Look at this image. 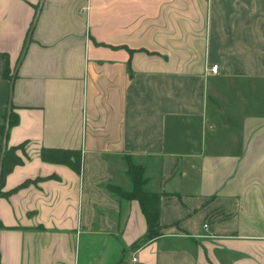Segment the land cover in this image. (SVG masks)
Listing matches in <instances>:
<instances>
[{
    "label": "crops",
    "instance_id": "obj_1",
    "mask_svg": "<svg viewBox=\"0 0 264 264\" xmlns=\"http://www.w3.org/2000/svg\"><path fill=\"white\" fill-rule=\"evenodd\" d=\"M9 105L0 264H264V0H0Z\"/></svg>",
    "mask_w": 264,
    "mask_h": 264
},
{
    "label": "trees",
    "instance_id": "obj_2",
    "mask_svg": "<svg viewBox=\"0 0 264 264\" xmlns=\"http://www.w3.org/2000/svg\"><path fill=\"white\" fill-rule=\"evenodd\" d=\"M15 123L16 115L11 112L9 117V126H12ZM3 130L4 127L1 129V134L3 133ZM19 147H23V144H20L18 147L6 148L1 156L2 164L0 167V189L3 185L6 174L13 168L14 165L21 163L22 161L20 157L15 154V149ZM41 158L48 162L67 164L75 171H80L81 161L80 153L78 151L58 148H43L41 150ZM127 163V175L132 181V188L126 191L117 186H109L108 189L120 198L138 200L147 224L145 236L134 244V247H138L161 234L158 196L156 193L145 190L144 186L147 182V177L144 174L143 167L134 164L130 158ZM1 194L7 193L3 192Z\"/></svg>",
    "mask_w": 264,
    "mask_h": 264
},
{
    "label": "water",
    "instance_id": "obj_3",
    "mask_svg": "<svg viewBox=\"0 0 264 264\" xmlns=\"http://www.w3.org/2000/svg\"><path fill=\"white\" fill-rule=\"evenodd\" d=\"M12 82L13 79L11 80V84H10V90L12 87ZM10 112H11V106H8V112H7V118H6V122H5V130H4V134H3V140H2V150H1V154L4 153L5 149H6V139H7V133H8V129H9V117H10ZM2 164V158L0 159V167Z\"/></svg>",
    "mask_w": 264,
    "mask_h": 264
},
{
    "label": "built area",
    "instance_id": "obj_4",
    "mask_svg": "<svg viewBox=\"0 0 264 264\" xmlns=\"http://www.w3.org/2000/svg\"><path fill=\"white\" fill-rule=\"evenodd\" d=\"M217 67H218L217 64H213V65L211 66V70H212L213 72H215V71L217 70ZM204 227H207V224H204ZM132 260H133V262H136L137 259H136L135 257H133Z\"/></svg>",
    "mask_w": 264,
    "mask_h": 264
},
{
    "label": "rangeland",
    "instance_id": "obj_5",
    "mask_svg": "<svg viewBox=\"0 0 264 264\" xmlns=\"http://www.w3.org/2000/svg\"><path fill=\"white\" fill-rule=\"evenodd\" d=\"M131 161H132V162H135L134 159H133V160L131 159ZM138 166H139V165H138ZM126 173H127V171H126Z\"/></svg>",
    "mask_w": 264,
    "mask_h": 264
}]
</instances>
